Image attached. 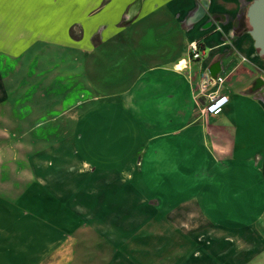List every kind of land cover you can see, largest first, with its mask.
Returning a JSON list of instances; mask_svg holds the SVG:
<instances>
[{
  "label": "rangeland",
  "instance_id": "obj_1",
  "mask_svg": "<svg viewBox=\"0 0 264 264\" xmlns=\"http://www.w3.org/2000/svg\"><path fill=\"white\" fill-rule=\"evenodd\" d=\"M28 5L0 0V225L22 218L30 227L18 230L58 231L52 240L36 233L31 263L264 264L253 230L243 235L222 225L227 214L240 216L244 187L251 186L257 211L264 206L254 175L222 179L209 158L172 166L177 159L164 154L149 163L156 171L141 174V155L129 154L130 146L104 150L123 162L110 168L130 162L123 170L83 165L81 157L97 163L100 154L75 138L78 109L90 112L100 102L82 77V51L66 50L68 40L82 37L81 27L70 36L36 32L40 7ZM164 144L165 152L174 150ZM42 223L55 227L39 229Z\"/></svg>",
  "mask_w": 264,
  "mask_h": 264
},
{
  "label": "crops",
  "instance_id": "obj_2",
  "mask_svg": "<svg viewBox=\"0 0 264 264\" xmlns=\"http://www.w3.org/2000/svg\"><path fill=\"white\" fill-rule=\"evenodd\" d=\"M6 1L40 7L34 16L41 20L36 32L70 36L72 29L81 27L82 37L68 40L66 50L82 51V77L92 99L100 102L90 112L78 109L75 138L100 154L97 163L81 157L83 165L106 172L123 170L130 162L110 168L123 162H115L116 157L104 150L126 146L132 148L129 154L141 155V174L156 171L150 164L161 154L177 159L172 166L209 158L211 172L222 179L244 181L254 175L264 197V56L243 24L244 7L253 0H142L132 19L128 14L138 0ZM199 10L203 12L194 19ZM193 41L205 49L201 59L191 58ZM218 75L225 81L207 86V78ZM216 89L230 101L221 114L206 118L201 109ZM166 141L174 148L169 153ZM241 190L236 210L240 216L227 214L222 225L243 235V230H253L254 244L263 246L264 206L255 209L251 186ZM15 221L0 225L15 228L9 231L13 234L0 231V264H33V247L28 245L37 243L36 233L50 240L59 233L54 237L42 230L21 231L16 228L30 226L22 218L17 226ZM51 224L42 223L39 229L52 230ZM14 243L20 245L16 251ZM259 251L262 260L264 246Z\"/></svg>",
  "mask_w": 264,
  "mask_h": 264
},
{
  "label": "built area",
  "instance_id": "obj_3",
  "mask_svg": "<svg viewBox=\"0 0 264 264\" xmlns=\"http://www.w3.org/2000/svg\"><path fill=\"white\" fill-rule=\"evenodd\" d=\"M190 54L192 59H201L205 54V49L201 48L198 42L193 41L190 44ZM207 80V86H220L225 81V77L218 75L214 77H208ZM206 100L207 101H205L201 109V113L204 115V117L209 118L213 115H219L224 111L225 107L230 101V96L216 89L215 91L208 94Z\"/></svg>",
  "mask_w": 264,
  "mask_h": 264
},
{
  "label": "water",
  "instance_id": "obj_4",
  "mask_svg": "<svg viewBox=\"0 0 264 264\" xmlns=\"http://www.w3.org/2000/svg\"><path fill=\"white\" fill-rule=\"evenodd\" d=\"M141 4L142 0H138L132 5L128 14L129 19L135 17L136 11ZM202 12L203 10H199L193 18H198ZM247 17L251 26L249 32L255 41V46L259 50V53L264 55V0H253L248 6ZM212 73L213 75L215 74L213 70Z\"/></svg>",
  "mask_w": 264,
  "mask_h": 264
},
{
  "label": "trees",
  "instance_id": "obj_5",
  "mask_svg": "<svg viewBox=\"0 0 264 264\" xmlns=\"http://www.w3.org/2000/svg\"><path fill=\"white\" fill-rule=\"evenodd\" d=\"M243 24H245L249 30L251 29V26H250V23H249V19H248V17H247V12H246V14L243 16ZM263 56H264V55H263Z\"/></svg>",
  "mask_w": 264,
  "mask_h": 264
},
{
  "label": "bare ground",
  "instance_id": "obj_6",
  "mask_svg": "<svg viewBox=\"0 0 264 264\" xmlns=\"http://www.w3.org/2000/svg\"><path fill=\"white\" fill-rule=\"evenodd\" d=\"M184 64H179L180 67H182Z\"/></svg>",
  "mask_w": 264,
  "mask_h": 264
}]
</instances>
